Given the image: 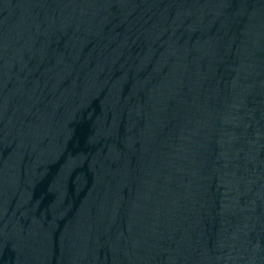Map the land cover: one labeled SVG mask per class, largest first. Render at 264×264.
<instances>
[{
    "label": "water",
    "instance_id": "1",
    "mask_svg": "<svg viewBox=\"0 0 264 264\" xmlns=\"http://www.w3.org/2000/svg\"><path fill=\"white\" fill-rule=\"evenodd\" d=\"M0 264H264V0H0Z\"/></svg>",
    "mask_w": 264,
    "mask_h": 264
}]
</instances>
